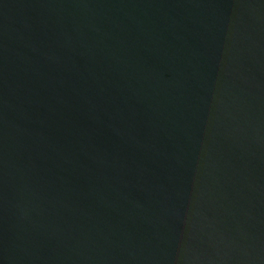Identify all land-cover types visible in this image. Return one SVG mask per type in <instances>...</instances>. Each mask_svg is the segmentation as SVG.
Here are the masks:
<instances>
[{"label": "water", "instance_id": "1", "mask_svg": "<svg viewBox=\"0 0 264 264\" xmlns=\"http://www.w3.org/2000/svg\"><path fill=\"white\" fill-rule=\"evenodd\" d=\"M0 264H264V0H0Z\"/></svg>", "mask_w": 264, "mask_h": 264}]
</instances>
